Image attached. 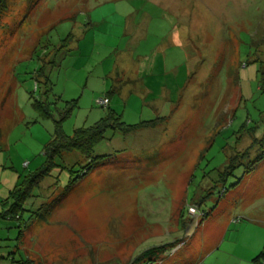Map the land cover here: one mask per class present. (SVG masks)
Instances as JSON below:
<instances>
[{
	"label": "rangeland",
	"instance_id": "374dc122",
	"mask_svg": "<svg viewBox=\"0 0 264 264\" xmlns=\"http://www.w3.org/2000/svg\"><path fill=\"white\" fill-rule=\"evenodd\" d=\"M263 61L264 0H0V202L47 161L54 121L33 104L57 120L70 103L68 136L105 114L97 101L114 85L109 108L126 125L163 117L108 131L94 152L103 158L75 184L87 161L66 155L74 174L55 170L35 190L24 204L34 217L21 229L0 218V264H133L145 244L169 246L148 260L171 264L224 199L232 156L253 146L250 163L264 150Z\"/></svg>",
	"mask_w": 264,
	"mask_h": 264
},
{
	"label": "trees",
	"instance_id": "16d2710c",
	"mask_svg": "<svg viewBox=\"0 0 264 264\" xmlns=\"http://www.w3.org/2000/svg\"><path fill=\"white\" fill-rule=\"evenodd\" d=\"M67 38L70 40L72 35L70 34ZM258 72L260 78L259 89L264 93V61L260 63ZM119 91V86L114 85L111 91L107 93V98L109 99L113 94H116ZM67 104L68 105L63 109V111L59 113V118L57 120L52 117L51 110L47 106L46 102L39 101L33 104L34 108L42 112V115L53 119L54 132L50 141L44 148V155L47 159L46 163L40 169L27 176L24 183L20 187L14 188L13 191L10 192L9 196L1 202L2 211L0 212V218L14 221L19 229L25 225L26 217L28 219L30 217H34L35 211L28 208L25 209L24 204L26 201L36 197L34 195L35 190L40 188L42 183L48 177H50L53 171L57 170L61 172L63 170H68L70 174H74L73 172L75 165L79 164V162H75L70 166H66L64 160L66 155L77 154L87 161V164L85 165L79 164L80 167L79 171L77 172L78 175L76 177L74 176V178H70V183L75 184L78 179L85 177L92 170L94 164L98 161V157L94 156L95 148L104 140H110L109 137H107L108 131H121L124 134H129L133 131H136L137 129L155 128L163 121V117H157L153 120L142 121L136 125H126L122 121L121 116L108 106L106 108L105 114L95 124L88 127L75 128L73 135L68 136L65 134L62 128V123L69 117L72 110V105L68 102ZM259 143L260 145L264 143V129L263 137ZM249 148H246L245 151L236 153L234 156H232L230 164H227L224 169L219 172L220 179H222V185H224L222 186V191L220 192L221 194L224 195L227 192L228 189L225 185V182L227 181L226 177L229 175L231 176L234 169L242 166L244 167L243 176L249 175L264 160V150H262L257 152V155L249 163L248 160L251 155L250 150L253 149V146H250ZM56 160H62L63 164L61 165L59 162L56 163ZM247 163L249 164L247 165ZM241 180L242 176L240 178V181ZM240 181L235 185L239 184ZM208 195H210V193ZM204 213V215H207L206 213L208 212ZM22 235L23 231L20 230L18 239H20ZM168 247L169 246H163L150 249L136 258L133 264H141L144 261H146L147 264H151L148 259L152 260L153 258H158L159 256L157 255L163 254ZM262 257L263 255L260 254L252 261V263L258 264ZM12 263L28 264L27 260L25 259H21L19 261L13 260Z\"/></svg>",
	"mask_w": 264,
	"mask_h": 264
},
{
	"label": "crops",
	"instance_id": "0c3cea01",
	"mask_svg": "<svg viewBox=\"0 0 264 264\" xmlns=\"http://www.w3.org/2000/svg\"><path fill=\"white\" fill-rule=\"evenodd\" d=\"M4 146L5 143L2 150ZM113 164L112 156L100 160V166L104 168ZM258 166L251 174L242 176L240 189L234 187L227 190L224 199L200 219L202 222L198 229H202L204 236L201 234L190 247L184 250L180 248L176 254H171L172 258L175 255L171 264H253L252 261L260 254L263 257L258 264H264V182L257 175ZM181 221H186L184 216ZM14 225L17 227L16 223ZM145 246L158 248L147 244Z\"/></svg>",
	"mask_w": 264,
	"mask_h": 264
},
{
	"label": "built area",
	"instance_id": "2783aa9c",
	"mask_svg": "<svg viewBox=\"0 0 264 264\" xmlns=\"http://www.w3.org/2000/svg\"><path fill=\"white\" fill-rule=\"evenodd\" d=\"M97 104L102 108H107L109 106V99L106 97L98 99Z\"/></svg>",
	"mask_w": 264,
	"mask_h": 264
}]
</instances>
